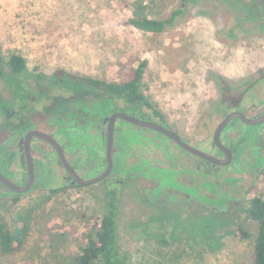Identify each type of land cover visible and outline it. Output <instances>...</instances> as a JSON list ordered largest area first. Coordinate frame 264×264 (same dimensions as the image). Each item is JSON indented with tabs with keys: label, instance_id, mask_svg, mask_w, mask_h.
<instances>
[{
	"label": "rangeland",
	"instance_id": "374dc122",
	"mask_svg": "<svg viewBox=\"0 0 264 264\" xmlns=\"http://www.w3.org/2000/svg\"><path fill=\"white\" fill-rule=\"evenodd\" d=\"M136 1L152 19L176 13L173 24L161 33L131 27L127 21ZM12 53L26 60L20 80L7 65ZM0 55L5 74L0 78V169L16 133L30 124L55 133L59 144L58 138L67 136L80 143L83 138L76 139L71 127L73 121V127L83 123L82 111L90 114L97 140L96 113L106 110L102 95L53 104V97L70 96L68 89L76 87L67 79L60 82L56 72L121 83L146 61L139 92L177 136L191 145L206 143L212 153L214 129L226 113L237 107H252L251 117L264 112V0H0ZM104 99L112 108L133 107L152 115L143 105ZM54 105L55 113H50ZM129 140L125 146L135 149ZM236 140L244 142L241 157L219 173L208 167L205 190L199 193L193 187L203 180L191 173L184 154L177 160H157L147 142L135 152L115 148L114 169L123 171L115 176L116 243L131 264H252L257 224L245 207L251 187L264 198V128L251 139ZM39 145L45 144L34 140L36 150ZM89 152V164L99 174L103 144L95 141ZM126 161L123 170L120 165ZM48 164L39 163L42 171L30 191L0 194V218L13 229L18 213L60 189L33 211L22 246L8 255L0 252V264H67L80 246L82 225L72 219L103 212L105 189L115 178L62 190L63 183L53 179L62 172L53 173ZM10 168L19 172L16 163ZM151 168L161 170L160 175L150 173ZM165 170L177 173L174 180L163 176ZM172 182L178 187L169 186ZM199 196L206 198L204 205ZM238 226L247 238L240 236Z\"/></svg>",
	"mask_w": 264,
	"mask_h": 264
},
{
	"label": "flooded vegetation",
	"instance_id": "af4514ba",
	"mask_svg": "<svg viewBox=\"0 0 264 264\" xmlns=\"http://www.w3.org/2000/svg\"><path fill=\"white\" fill-rule=\"evenodd\" d=\"M75 86H78V85H75ZM68 90H70L69 91L70 96L53 97V100H52L53 104L62 102V103H67V104L71 105L72 102H75V101L78 102L79 100L82 103L80 96H86L88 94H99V95L101 94L102 95V97H103L101 99L102 105L104 106L106 104V110H105V112H101L100 110H98V113H96V114H98L97 118L99 120V124L95 127V129L97 131V136H96L97 140H95V136L92 135L94 125H93V123L89 117L90 114L88 116V114H84V113H82V111H81V113H79V115L81 116L83 123H79V124L76 123L77 127H73L74 123H75L73 121V126L71 127L72 128L71 131L74 133L76 139L77 138L78 139L83 138V140L80 143L79 142H71L69 140L68 136L67 137H59V138L56 136V138L61 140V144H59L53 137V135L55 136V133H52V134L45 133L40 129L41 128L40 126H36L35 124H30V126H28L27 128L20 129V131L17 132L15 135L17 137L16 142L13 144L11 151H9V153L7 154L5 161L3 163V167L0 169V174L2 176H4L6 179H8L10 182H12L13 184H15L17 186H24L28 181L27 165H26V159H25L24 150H23L24 145L23 144L19 145V143L22 139H24L25 135L32 130L39 131V132H42V133H45V134L51 136L54 139V141L61 148L62 153H63L66 161L70 165L71 169L74 171V173H76V175L78 177H80L81 179H84V180H88V179L98 177L106 169L107 162H106V158H105L106 157L105 156L106 155L105 146H106L107 130H108V120L107 119L114 113H124V114L128 115L129 117L135 119L136 121H141L143 123L150 122V123H154V124L166 127L173 134H175L177 136V134L172 129H170L169 127H167L165 125L164 118L162 117V119H160L158 116H155V114L153 112H152V115H148V114L144 113L143 111H141V110L138 111L137 108H133V107H122V108H114L113 107L112 108L110 106V104L108 102L106 103V101L104 99L105 97H107V101H110V99L112 97H110L104 93L95 92V91H93V90H91L85 86H82L81 84L79 85V88L74 87V88H69ZM117 98L120 99V97H117ZM126 103L132 104V105L138 104V106L142 105V103L137 102V101L134 103H128V102H126ZM80 105H84V104H80ZM55 106L56 105H54L52 107L53 112H50V113H55L54 112ZM126 108H128V111H125ZM251 109H252V107H250L249 109H246V110L241 109L240 107H237L234 110L226 113L225 116L223 115L224 116L223 119L231 112H240L247 119H250V120L256 119L257 117L264 114V112H262L259 114H255L254 116L251 117L249 115V111ZM93 112H94V110H93ZM221 114H223V113H221ZM14 115H16V114L14 113ZM217 126H218V124H217ZM216 127H215V129H216ZM263 128H264V122L260 123V124H254V125H246V124L242 123L239 119L231 120L225 126V128L221 131L220 142L224 147H226L227 149L230 150L232 159H231V162L225 166H217V165H213L211 163H208L206 160L199 158L198 156H195V155L187 152L186 150L179 147L171 138L165 136L164 134H162V133H160L154 129L147 128V127L141 126L139 124H136L135 121L130 122V121H126V120L117 118L114 121V126H113V140H112V163H113V166H112L110 173L102 181L97 182V183H101V182L108 180L109 178L113 177V178H115V180L114 181L109 180V182L111 184H116V186H118V181L116 180L117 178L115 176L122 174L121 172H123V171H120V170L116 171L114 169L115 165H114L113 159H114L115 153H116L115 148H117V147L120 148L121 146H123L124 148H127L128 146H125V143H126L125 140L131 139L133 141H131V140H129V141L131 143H134L136 145V148L133 149L131 147H128L129 149H131L133 152H135V150L138 149L140 147V145H142L144 142H147V144L145 143L146 144L145 146L150 147L151 149H153L152 151L156 152L154 154L156 155L155 158L157 160H158V156L159 157L163 156V158L168 159L169 161H170V159L171 160H174V159L177 160V159H181L182 158L181 155L184 154L183 157L186 156L188 159V160H186L187 163H189L190 165L193 166L191 173L194 174L197 179L203 180L202 182H200L198 184L197 188L193 187V189L199 193V190L203 191V190H205V187H206L205 178L207 176V168L210 167L211 170H214V173L215 172L219 173V172H222L223 170H225L229 165H231L235 161L236 157H238V158L241 157L240 152L244 146V142L239 143V142H237L236 139L239 138L242 140V139L247 138V136L249 137V139H251L254 135H257V133H259ZM231 132L232 133L235 132V135L231 136L229 134ZM57 134H59V133H57ZM213 134H214V132H213ZM177 137L180 138L179 136H177ZM212 138H213V135H212ZM34 140H39L40 142H43L45 145H39V150H36L35 146H33ZM181 140L183 142H185L186 144L190 145L191 147H193V148L197 149L198 151H201L207 155H210L212 157H215V158H218L221 160L225 159V155L221 151H219L216 147L212 146V140L210 143V148L214 150L213 153L211 151L207 150L206 143H202V144L198 143L196 145H191V142H189L185 139L184 140L181 139ZM95 141L99 144H103V158L101 159V161H99V165H98V168L101 169V170H99V172H100L99 174L89 164V161H91V156H90L91 153L89 151H90V148H92L94 146ZM159 143H161V145H159ZM44 146L50 150L49 153L46 152L45 149H43ZM74 146H76V147L74 148ZM166 148L171 149L173 153L172 152L168 153L167 151H162V150H165ZM78 149H80V151ZM174 152H175V154H174ZM30 154H31L32 163H33L34 179H33L32 185L28 191L31 190L32 186H34L36 181L38 180V178H39L38 175H40V172L42 171V169L38 168V165H39V163H43V162L49 163L48 167L53 173H55L54 169L62 172L61 175L57 174L58 177L53 178V179H58V181H61L63 183V187H65V189L67 187H69V188L86 187V186L90 185V184L78 185L75 182L72 183V179H68V174H67L66 170L64 169V167L60 164L59 157H58L57 153L55 152L53 147L46 140L39 138V137H32L30 140ZM36 154H38V156H40L42 159L41 160L38 159L36 157ZM124 159H126V158H124ZM14 163L19 165V172L12 171V169L10 168ZM50 164L52 166H50ZM1 165H2V163H0V166ZM126 165H127V161L125 164L123 163L122 165H120L121 169L125 170ZM53 166L55 168H53ZM149 171H150V173L155 171V172H157L158 175H160L159 173L161 172V170L157 171V170L152 169V168ZM112 173H114V174L112 175ZM180 173L183 174V172H180ZM180 173H178V174H180ZM176 174L177 173H175L173 171H169V170H165L163 172V176H167L166 179L170 178L171 180H174V177ZM158 175H156V176H158ZM92 184H95V183H92ZM173 185L178 187V185H176V183H174V182H172L171 185H169V186H173ZM4 189H5L4 184L0 183V194L20 195V194H17L15 192H12L11 190L5 191ZM198 198L202 199L201 200L202 205H204L206 198L200 197V196ZM200 206H201V204H200Z\"/></svg>",
	"mask_w": 264,
	"mask_h": 264
},
{
	"label": "trees",
	"instance_id": "16d2710c",
	"mask_svg": "<svg viewBox=\"0 0 264 264\" xmlns=\"http://www.w3.org/2000/svg\"><path fill=\"white\" fill-rule=\"evenodd\" d=\"M176 15V13H173L168 19L164 20L149 18L146 14V7L136 1L132 16L127 22L131 27L143 32L161 33L166 27L173 24ZM7 65L11 75L18 80L24 76L27 69L25 58L17 53L10 54L7 59ZM145 66L146 61H142L132 72L131 77L121 83L105 82L89 77L82 78L64 72H56V76L60 82H64L67 79L70 84H81L95 92L104 93L112 98L120 97L128 103L140 102L152 110L155 116L162 119L161 114L139 92V85ZM2 67L3 58L0 55V78H3L5 75ZM103 182H106V180ZM109 187L110 189H105V202L100 216L81 214L72 219L75 220V223L82 225L79 237L80 246L75 253L69 256L67 264H131L120 252L116 243L119 186L109 184ZM64 189L63 187L62 190ZM59 190H51L49 194L38 201V204L36 203V206H29L28 210L24 211V213H18L13 219L15 226L13 229H10L7 223L0 218V252L2 254L8 255L22 246L29 231L33 211L37 207L48 203L53 196L59 193ZM248 194L249 199L245 207V213L250 220L257 224V230L253 238L252 264H264V198L258 195L256 187L249 188ZM66 224L69 227L73 225L71 221L66 222ZM237 228L242 238L248 237V234L241 226Z\"/></svg>",
	"mask_w": 264,
	"mask_h": 264
},
{
	"label": "water",
	"instance_id": "95a60500",
	"mask_svg": "<svg viewBox=\"0 0 264 264\" xmlns=\"http://www.w3.org/2000/svg\"><path fill=\"white\" fill-rule=\"evenodd\" d=\"M117 118L123 119L126 121H130V122L135 121L136 124H139V125L147 127V128L154 129V130L164 134L165 136L171 138L179 147L186 150L187 152H189L195 156H198L199 158L206 160L208 163H211V164L217 165V166H225V165L229 164L231 162V159H232L230 150L227 149L226 147H224L220 142V133L231 120L239 119L242 123H244L246 125H254V124H260V123L264 122V114L257 117L256 119L250 120V119H247L240 112L229 113L218 124V126L214 130V134H213V138H212V146L216 147L219 151H221L225 155V159L221 160V159L212 157L210 155H207V154H205L201 151H198L197 149L191 147L190 145L183 142L180 138H178L175 134H173L166 127H163V126H160V125H157L154 123H150V122L143 123L141 121H136L135 119L129 117L128 115H126L124 113H114L107 119L108 120V130H107V139H106V146H105V153H106L105 158H106V162H107L106 169L100 176L92 178V179H88V180L81 179L80 177H78L76 175V173H74V171L71 169L70 165L66 161V159L62 153L61 148L59 147V145L54 141V139L51 136H49L45 133L39 132V131L32 130V131L28 132L25 135L24 139H22L19 143V145L20 144L24 145L23 150H24V155H25L26 165H27L28 181L24 186H17L0 174V183L4 184V186H5L4 190L5 191L11 190L12 192H15L17 194H23V193H26L30 189V187L33 183V179H34L33 163H32V157L30 154V140L32 137L42 138V139L46 140L53 147V149L55 150V152L57 153V155L59 157L60 164L64 167V169L66 170V172L68 174V179H72V183L75 182L78 185H88V184L97 183V182L102 181L110 173L112 166H113V163H112L113 126H114V121Z\"/></svg>",
	"mask_w": 264,
	"mask_h": 264
}]
</instances>
